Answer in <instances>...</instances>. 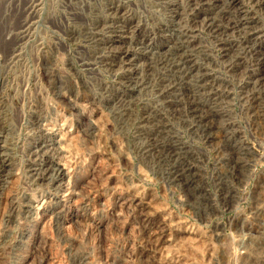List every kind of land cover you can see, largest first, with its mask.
<instances>
[{
	"label": "rangeland",
	"instance_id": "rangeland-1",
	"mask_svg": "<svg viewBox=\"0 0 264 264\" xmlns=\"http://www.w3.org/2000/svg\"><path fill=\"white\" fill-rule=\"evenodd\" d=\"M237 2L0 0V264H264V0Z\"/></svg>",
	"mask_w": 264,
	"mask_h": 264
},
{
	"label": "bare ground",
	"instance_id": "bare-ground-1",
	"mask_svg": "<svg viewBox=\"0 0 264 264\" xmlns=\"http://www.w3.org/2000/svg\"><path fill=\"white\" fill-rule=\"evenodd\" d=\"M222 1V0H221ZM202 2V1H201ZM220 2V0H214V3H219ZM227 2L228 3H230V4H236V3H238L237 2V0H227ZM239 4V3H238ZM218 8V7H217ZM223 10V9H222ZM248 19V18H247ZM251 19V18H250ZM237 20V19H236ZM242 23H244V24H247L248 23V21H246L245 19H243L242 21H241ZM241 23V24H242ZM250 23V22H249ZM256 23V22H255ZM251 24H254V23H251ZM243 28V27H242ZM244 29V28H243ZM214 33V32H213ZM234 47V46H233ZM264 50V49H263ZM128 51V50H127ZM130 51V50H129ZM127 53V52H126ZM122 54V53H121ZM262 55H263V59H264V52L263 53H261ZM260 55V54H259ZM258 55V56H259ZM189 57V56H188ZM261 57V56H260ZM124 59H126V58H124ZM260 62V61H259ZM262 62H264V60L262 61ZM263 66V65H262ZM264 67V66H263ZM46 69V68H45ZM45 72V71H44ZM50 73V72H49ZM44 75V74H43ZM45 76V75H44ZM48 77V75L46 76V78ZM55 78V77H54ZM56 78H57V76H56ZM59 79V78H58ZM57 80V79H56ZM56 80H54V81H56ZM59 83V82H58ZM56 86V85H55ZM57 89V88H56ZM58 91V90H57ZM66 96V95H65ZM73 96H74V94H73ZM76 97V96H75ZM63 99H65V98H63ZM74 99V98H73ZM72 102V101H71ZM68 104H69V102H67ZM71 105V104H70ZM75 106V105H74ZM70 107V106H69ZM71 108V107H70ZM82 117V116H81ZM85 119H87V118H85ZM91 128V127H90ZM57 143V142H56ZM51 145V144H50ZM59 145V144H58ZM59 147V146H58ZM61 148V147H60ZM59 149V148H58ZM54 150H56L55 148H54ZM60 151V150H59ZM3 156H1V158H0V161H1V167L2 166H5V164H4V158H2ZM48 167V166H47ZM51 168L49 169L51 172H53V173H55L56 174V181H60L61 179H62V177H64V175L66 174L64 171H65V167L61 164V163H59L58 161L57 162H52L51 163V166H50ZM40 168V167H39ZM44 169V168H43ZM37 170V169H36ZM46 170V169H45ZM48 170V171H49ZM1 173V172H0ZM2 174V173H1ZM47 174V173H46ZM65 177H66V175H65ZM64 180V179H63ZM62 181V180H61ZM60 181V182H61Z\"/></svg>",
	"mask_w": 264,
	"mask_h": 264
}]
</instances>
